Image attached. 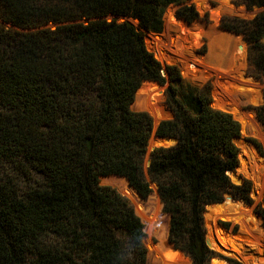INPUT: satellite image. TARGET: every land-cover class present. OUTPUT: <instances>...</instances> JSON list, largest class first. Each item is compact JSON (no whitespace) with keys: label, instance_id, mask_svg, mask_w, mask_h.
<instances>
[{"label":"trees","instance_id":"1","mask_svg":"<svg viewBox=\"0 0 264 264\" xmlns=\"http://www.w3.org/2000/svg\"><path fill=\"white\" fill-rule=\"evenodd\" d=\"M182 2L0 0V264H146L141 219L125 196L99 184L101 176L125 177L143 199L155 183L169 215L168 239L193 264L213 256L205 242L206 205L225 194L253 203L250 183L235 184L227 173L239 165L240 124L211 105L208 85L185 83L167 65L172 117L154 128L147 112L131 108L143 82H167L166 62L147 49L143 30L161 32L165 8ZM237 2L264 8V0ZM176 14L198 18L192 4ZM120 17L136 19L139 29ZM221 26L242 35L254 77L264 78V9ZM251 109L264 129V91ZM153 131L176 142L149 153L148 180L143 163ZM251 142L263 154V145ZM111 182L136 202L133 189ZM254 211L264 230V207ZM208 223L218 242L209 235L213 249L264 264V250L255 251L262 235L256 227L241 225L240 233L253 238L241 249L232 236L231 246L225 242L212 213ZM167 250L161 264L170 256L172 264H186Z\"/></svg>","mask_w":264,"mask_h":264},{"label":"rangeland","instance_id":"2","mask_svg":"<svg viewBox=\"0 0 264 264\" xmlns=\"http://www.w3.org/2000/svg\"><path fill=\"white\" fill-rule=\"evenodd\" d=\"M190 4H192L194 6V9L198 14V18L193 20L191 22V24L196 22V21L201 22V24L203 26V28H202L203 34H201L200 36L195 35V36L188 38L185 42L186 47H190L196 53H198L199 55H202V57L208 56L210 61H213V59H215L216 50L212 51V49L208 45V42H209L208 40L209 39L213 40L218 45V43H219L218 37L219 36H221V35L227 36L228 34H230L229 32H227V29H225L221 26L222 21L226 18H232V17L251 19L256 14V13H254V9L247 10L245 8V6L242 4H239L237 2V0H183V2L179 5L171 4L165 8V11L163 14V28H162L161 32H159V33H162L164 30L165 16L167 15V11L169 8H172L174 11L173 13L176 14L177 10L181 6L190 5ZM173 17L175 18V16H173ZM175 19H177V18H175ZM181 19L182 18H179L177 20L182 22ZM117 21L122 22L123 20L119 18ZM132 23L139 29L137 21L133 20ZM182 23H184V22H182ZM205 25L208 26V29L205 27ZM221 29L226 30V31H223ZM159 33H156V34H159ZM149 34L155 35V33H153V32H149ZM237 35L239 36L238 38L243 43L244 49H245V68L240 72V78L239 79L243 82L252 83L250 78H244L243 77V75L245 74L248 77L251 76V77L255 78L253 75V67L250 64L248 57H247L248 45L243 40V37L241 34H237ZM146 36H147V34L144 33V39H145L144 42H145L147 49L150 50V52H152L154 54V56L158 53L163 54L164 52H163L162 46L158 43H151V38L148 39ZM228 45H230L229 41L226 45L227 48L229 49ZM152 48H153V50H152ZM235 55H237V54L234 51H232V61L231 62H233V63L235 61V59H234ZM159 57H162V56H159ZM157 60L159 61L162 59H157ZM226 60H227V56L220 59L219 63L220 62H222V64L224 62L226 63ZM162 61L166 62L165 60H162ZM161 65H162L163 71L167 65L176 66L185 83H188V84H191V85L197 86V87H203L205 85H208L210 96H211V99L213 101L214 85L212 83V80H210V79L205 80V81H200V80L191 81L189 79L187 80V78L184 75H182V71L180 69V65L178 62H176V63H174V62L167 63L166 62L165 64L161 63ZM192 66L194 68H197V66H195L194 64H192ZM163 75L167 78V82L165 85L159 86L155 82H147V81L143 82L140 85V87H139V89L135 95L133 103L131 104L132 110H134V111H145L151 116L153 124H154V128L157 126V124L159 123L160 120L168 119V118L172 117V113L167 108V105L165 103L164 89L167 86V84L169 83L168 74L166 72V69L163 72ZM255 79L258 82H260V84L263 87L262 89L264 91V78L261 77V78H255ZM234 98L236 99V103L230 102L232 104L233 108H235L236 110H239L240 108H242V109H244L246 114L247 113L250 114L252 116V119L254 120L256 125L259 126V128L261 129V132L264 135V129H263L262 125L258 122V120L255 117V112L251 109V107L257 106L259 104H255V102H254L255 100L249 101L247 99L239 98L236 96H234ZM154 119H156L157 122H155ZM152 133H154V131ZM241 136L244 139H247L250 143H252L251 139H254V140H257L258 142H260L263 145V154L258 150V148L253 143L249 144V145H251L253 147V149L255 150V154L258 158L264 159V139L261 140L255 136L249 134L248 132L247 133L241 132ZM150 144L151 145L154 144L153 138L150 139ZM150 152H151L150 149H147V154H146V157H145V160L143 163L144 174L148 180H149V177H148L146 169L148 166V162H147V159L149 158L148 153H150ZM248 159L249 158H247V166H246L247 168L251 167V160L250 159L248 160ZM239 163H240V160H239ZM248 163H249V165H248ZM241 174L243 175L244 180H247L250 183V186L252 189V187H253L252 180L250 178L246 177L244 175V173L241 172ZM111 180H120V181L124 182L127 187H130V186L128 185V182L126 181V179L121 177V176L107 175V176H101L99 179L100 185L111 186V187L115 188L123 196H125L129 200L131 205L133 206L134 211L137 214V216H139V218L141 219V221L144 225L143 230L145 233V236L143 238V243H144L145 248L147 250L146 264H161V260H163V256H162L163 252L162 251L164 250V248H167L168 249L167 251L170 252V254H172V253L179 254L181 256V259L185 260L186 264H193L190 256L187 255L184 251L177 249V248H174L173 244L168 239L169 215L167 213L163 212V210H162L163 205H162L160 198H159V195L157 193L156 184L150 183V187H151L152 191L145 199L139 197L136 194V192L133 190L136 194V202H133L128 196L123 194V192L119 191L118 186H116L115 183H112ZM232 182L237 183V184L239 183L238 181H232ZM263 193H264V188L261 191L260 197L258 198V193L256 196H254L252 193V190H251L250 191V197L252 198L253 203L251 205L247 204L248 205L247 208L250 207L251 213H252V215L254 214L253 216L255 217V222L252 224H247V226H250L253 229L256 227V229H258L259 231L262 232L260 245H259L258 249L255 251L264 250V230L261 226V219L257 217L258 214L254 211L255 207L258 204H261L264 207V202H262ZM226 203H229L231 205L235 202L227 201ZM205 211H208V208L205 207ZM210 211H211L212 215L214 216V219H218V222L220 223L218 225L222 230V233H221L222 238L225 240V242L227 244H230V246H231V242H230L228 236H232L235 239V241L237 243H239V245H240L239 247L241 249H244V247L249 246V244L252 243L253 238L251 237V235L250 234L246 235V234L240 233V228H241L240 222H233V220H230L229 219L230 217L224 212L223 206H221V205L212 206V207H210ZM222 223H229V224H228L227 228H225L222 225ZM203 226H204V230H205V237L207 234L212 237V228L210 229V225L207 224L204 213H203ZM251 232H253V230H251ZM236 242L234 244H236ZM209 249L212 250V252H213V256L210 258L209 262L211 261V259H220V260H214L212 262V264H226L224 261H227L229 264H243L240 260H238L237 258L232 256L230 254V252H228L226 250L223 251V250H216V249H211V248H209ZM151 251H152L153 255H152V257H149V254ZM156 251H158V252L156 253ZM168 261L169 262H166L165 264H172L171 262H173V263L175 262L173 260V257H171V256L169 257Z\"/></svg>","mask_w":264,"mask_h":264},{"label":"bare ground","instance_id":"3","mask_svg":"<svg viewBox=\"0 0 264 264\" xmlns=\"http://www.w3.org/2000/svg\"><path fill=\"white\" fill-rule=\"evenodd\" d=\"M173 12L172 8L168 9L162 33L155 35L147 34L146 36L148 39L151 38V43H158L163 48L164 53H158L155 57L165 60L167 63L178 62L182 75H184L187 80H212L214 85L213 99L215 103L211 105L214 108L232 113L234 119L241 125V132H248L263 140L264 135L259 126H257L252 119V116L240 109L236 110L230 103H236L234 96L249 101H254L258 96L256 88H251L250 90L253 91L251 98L246 91L248 88L246 89L245 83L239 79L240 72L245 68V49L243 43L238 38L239 36L231 32H229L230 34L227 36L221 35L218 37V45L215 41L209 39V47L212 51L216 50L215 59L210 61L208 56L202 57V55H199L190 47H186L185 43L188 38L203 34L201 22L196 21L192 24L182 23L183 21L180 22L173 17ZM205 27L208 29V26L205 25ZM228 41L230 44L228 45L229 49L226 46ZM232 51L237 54L234 56V63L231 62ZM225 56H227L226 63H219V60ZM192 64L197 66V68H194ZM251 85L259 88L257 84L251 83ZM243 153L245 159L241 160L242 166L240 172L244 173L246 177L252 180L253 188L257 190L259 198L264 188V159L258 158L255 154V150L249 144H243ZM247 158L251 160V167L249 168L246 167ZM223 210L230 217V220H233V222H240L242 226L250 227L247 226V224L255 222V217L253 216L254 214L252 215L250 207H244L237 202L231 205L226 203L223 205Z\"/></svg>","mask_w":264,"mask_h":264},{"label":"water","instance_id":"4","mask_svg":"<svg viewBox=\"0 0 264 264\" xmlns=\"http://www.w3.org/2000/svg\"><path fill=\"white\" fill-rule=\"evenodd\" d=\"M254 9V13H257V12H259V11H261L262 9H264V8H253ZM174 16H175V18H177V19H179V17L176 15V14H174ZM120 19H122V20H128V21H131V20H133V19H131V18H124V17H120ZM135 21H137L136 19H134ZM184 23H186V24H191V22H188V21H186V20H184V19H181ZM138 22V21H137ZM228 32H231V31H229V30H227ZM143 32L145 33V34H149V31H147V30H143ZM231 33H233V34H235V35H237V33H234V32H231ZM156 34V33H155ZM164 71H165V69H164ZM163 70H162V73L164 72ZM243 77L244 78H250V80L252 81V83H255V84H257V85H259V88H257V87H254L253 85H251V83H246V82H244L245 83V87H246V91H247V93H248V95L252 98V95H253V91L252 90H250L251 88H256V90H257V98L255 99V104H260L261 103V101H262V95H263V87H262V85L260 84V82H258L255 78H253V77H251V76H246L245 74L243 75ZM147 82H154V81H148L147 80ZM157 85H159L160 86V84L159 83H157V82H155ZM212 103H215V100L213 99V101H212ZM242 111H244V109H242V108H240ZM245 112V111H244ZM172 113V112H171ZM240 124V123H239ZM150 138H153V140H154V144L149 148V147H147V149H150V151H152L154 148H156V147H161V146H163V147H167V146H170V145H173L175 142H176V140L174 139V138H170V137H162V136H158V135H156L155 134V132L154 133H152L151 134V136H150ZM149 138V139H150ZM149 142V141H148ZM234 142H235V144L238 146V148H239V154H238V157H239V160H240V163H239V165L236 167V169H234V170H230V171H228L227 173H228V175H229V177H230V179L232 180V181H238L239 183L238 184H241L242 182H243V180H244V178H243V175L241 174V172H240V168H241V166H242V159H245V155H244V153H243V144H252V143H250L247 139H244L242 136H241V126H240V135L238 136V137H235L234 138ZM255 147V146H254ZM256 148V147H255ZM148 155H149V153H148ZM246 161V160H245ZM147 162H148V165H149V162H150V160H149V158L147 159ZM114 176H116V175H114ZM123 178H125V177H123ZM126 179V178H125ZM126 181H127V179H126ZM128 182V181H127ZM235 184H237V183H235ZM128 185L130 186V184H129V182H128ZM131 187V186H130ZM132 188V187H131ZM133 189V188H132ZM134 190V189H133ZM252 193H253V195L254 196H256L257 195V190L256 189H254L253 187H252ZM135 191V190H134ZM136 192V191H135ZM136 194L139 196V197H141L137 192H136ZM227 201H230V202H237V203H239L240 205H242V206H244V207H248V205L245 203V201L243 200V199H235L233 196H231L230 194H225V196H224V199H223V201L222 202H219V203H212V204H207L206 205V208H208V211H204V215H205V218H206V221H207V219H208V215L210 214L211 215V211H210V207H212V206H215V205H221V206H223V205H225L226 204V202ZM257 217L258 218H260L259 217V215H257ZM218 224H220L219 222H218ZM208 225H211V223H208ZM212 237H213V239H214V242L217 244L218 242L216 241V237H215V234H214V232H213V230H212ZM211 239L209 238V235L207 234L206 235V237H205V242H206V245L208 246V248H211V249H213V247H212V244H211ZM174 247V246H173ZM214 260H220V259H211V261L208 263V264H212V262L214 261ZM226 264H229L227 261H224Z\"/></svg>","mask_w":264,"mask_h":264}]
</instances>
